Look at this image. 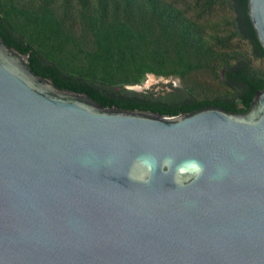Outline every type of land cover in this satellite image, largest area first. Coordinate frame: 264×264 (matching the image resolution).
<instances>
[{
	"label": "water",
	"instance_id": "95a60500",
	"mask_svg": "<svg viewBox=\"0 0 264 264\" xmlns=\"http://www.w3.org/2000/svg\"><path fill=\"white\" fill-rule=\"evenodd\" d=\"M227 5L264 59V0ZM247 64L219 74L241 109L145 100L59 73L0 22V264H264V83Z\"/></svg>",
	"mask_w": 264,
	"mask_h": 264
},
{
	"label": "trees",
	"instance_id": "16d2710c",
	"mask_svg": "<svg viewBox=\"0 0 264 264\" xmlns=\"http://www.w3.org/2000/svg\"><path fill=\"white\" fill-rule=\"evenodd\" d=\"M234 19L227 0H0L5 28L71 79L156 100L124 87L146 75L177 78L176 91L195 102L228 98L241 109L219 74L242 59L264 83L253 65L264 59L236 35Z\"/></svg>",
	"mask_w": 264,
	"mask_h": 264
},
{
	"label": "rangeland",
	"instance_id": "374dc122",
	"mask_svg": "<svg viewBox=\"0 0 264 264\" xmlns=\"http://www.w3.org/2000/svg\"><path fill=\"white\" fill-rule=\"evenodd\" d=\"M253 65L259 66L264 72V63L254 62ZM180 88V83L177 78H161L152 75H146L144 80L139 85L126 87V90L136 93L147 94L151 97H163L166 94L176 91Z\"/></svg>",
	"mask_w": 264,
	"mask_h": 264
},
{
	"label": "clouds",
	"instance_id": "9594fccd",
	"mask_svg": "<svg viewBox=\"0 0 264 264\" xmlns=\"http://www.w3.org/2000/svg\"><path fill=\"white\" fill-rule=\"evenodd\" d=\"M190 167L197 173L202 171V168L196 162H191ZM178 171L180 174H183L186 171V168L184 166H180ZM140 179H143V175L140 177Z\"/></svg>",
	"mask_w": 264,
	"mask_h": 264
}]
</instances>
